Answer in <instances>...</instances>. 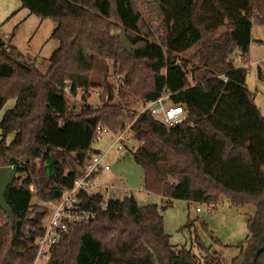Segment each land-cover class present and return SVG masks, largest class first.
Instances as JSON below:
<instances>
[{"label":"trees","instance_id":"trees-1","mask_svg":"<svg viewBox=\"0 0 264 264\" xmlns=\"http://www.w3.org/2000/svg\"><path fill=\"white\" fill-rule=\"evenodd\" d=\"M21 2L57 23L52 38L59 46L43 73L0 34V111L15 99L0 123V166L16 171L5 195L13 224L0 208V264L36 261L46 203L87 172L98 126L118 133L130 120L145 188L170 202L218 206L226 197L238 207L255 204L248 226L261 250L252 263L264 264V115L247 86L250 66L234 60L246 62L252 29L264 25V0H145L148 12H157L158 27L137 0ZM122 30L131 54L117 33ZM110 62L127 86L123 97L143 104L170 94L172 103L184 106L186 121L169 126L150 110L140 113L129 101L114 102ZM97 88L108 99L94 107L88 101ZM79 93L82 108L70 101ZM89 203L96 218L64 233L47 264H224L217 254L204 261L175 248L165 231L166 206L141 205L134 195L110 199L104 207L96 194Z\"/></svg>","mask_w":264,"mask_h":264},{"label":"rangeland","instance_id":"rangeland-1","mask_svg":"<svg viewBox=\"0 0 264 264\" xmlns=\"http://www.w3.org/2000/svg\"><path fill=\"white\" fill-rule=\"evenodd\" d=\"M137 1L145 18L155 27H158L160 19L157 12L153 9L148 12L145 0ZM56 26L57 23L53 19L41 18L31 13L28 8L22 6L21 0H0V34L5 39H9L10 43L25 56L33 59L37 68L43 73L47 72L51 64L50 58L59 46V41L52 38ZM117 33L120 35L121 32ZM189 54L186 56L188 57ZM253 57L256 59L264 57V46L255 49ZM110 65L109 81L114 85L116 94L114 102L129 101L133 110H141L142 102L134 100L129 95L123 97L127 92L124 78L122 76L124 83L120 85L116 78L118 74L115 75L113 70V63L110 62ZM262 69H264V65ZM248 84V88L255 93L256 104L264 114V79L260 76V66L257 62H252V66H250ZM93 91L88 102H98L97 92H101L102 97L105 98V89L97 88ZM81 96L82 93H79L78 96L71 97V105L82 108L85 103L81 100ZM14 105L15 99L12 98L7 101L0 111V123L5 111L13 108ZM132 123V120L128 121L127 126ZM1 132L0 127V134ZM11 139L12 135L9 136V141ZM115 140L112 134L104 135L102 141H95L94 149L104 153L108 145ZM135 144L138 145V142L130 131L123 141L124 148L121 151L114 149L107 154L105 164L110 165L111 169L102 174V182L108 184L123 180L130 190L129 195H134L139 204L166 206L163 210L165 231L171 236V243L175 248L189 249L203 260L206 258L205 256L213 260L217 254L224 264H233V261L238 258L240 259L239 264H254L252 263L254 255L259 253L261 246L259 243L253 242L248 222L257 211L256 205L247 204L238 207L233 205L228 198L223 197L216 209L209 211L207 208H203L199 212L197 211L199 203L181 199L170 202L161 195L148 191L144 185L145 170L135 161L133 156ZM37 202L38 199L34 198L33 204ZM188 223H193V225L188 227ZM204 223L206 227L203 226ZM200 241L207 247L208 251L200 247ZM49 260L50 258L38 259L36 264H47Z\"/></svg>","mask_w":264,"mask_h":264},{"label":"built area","instance_id":"built-area-1","mask_svg":"<svg viewBox=\"0 0 264 264\" xmlns=\"http://www.w3.org/2000/svg\"><path fill=\"white\" fill-rule=\"evenodd\" d=\"M239 59L238 56L234 58L235 62ZM263 65L264 62L261 63V67ZM116 78L120 85H123L122 76L117 75ZM220 79L225 82L228 81V77L225 75H221ZM71 87L72 85L69 84L66 89L69 96H72L70 93ZM93 92L91 91V94ZM96 94L99 98L98 102L88 103L94 107L102 106V94L101 92ZM105 98L108 99V96H105ZM169 98L170 94H164L156 100L146 101L139 112L150 110L156 119L169 126L183 124L187 119L184 106L172 103ZM131 125L126 126L118 133H114L109 128L101 125L97 127L96 141H102L103 136L107 134H112L116 140L108 145L106 152L99 151L91 155L87 172L75 180L72 188L65 190L60 198L46 203L49 213L43 224L44 233L37 240L38 255L33 264H36L38 259L50 258L51 248L59 243L62 235L68 232L72 226L84 224L96 218L97 213L89 203L96 194L102 195V205L104 207L108 205L110 199L129 195L130 190L123 180L117 183L104 184L102 174L111 169L110 165L105 164L107 154L114 149L121 151L124 148L123 141L131 131ZM203 208L212 211L217 208V205L214 203H201L197 207V211L201 212Z\"/></svg>","mask_w":264,"mask_h":264},{"label":"water","instance_id":"water-1","mask_svg":"<svg viewBox=\"0 0 264 264\" xmlns=\"http://www.w3.org/2000/svg\"><path fill=\"white\" fill-rule=\"evenodd\" d=\"M120 36L124 49L131 54L133 50L127 37V31L122 30ZM95 152L97 153L99 150H95ZM15 178L16 171L14 166H0V208L8 214L12 224L15 222V214L7 203L5 195L8 188L14 184Z\"/></svg>","mask_w":264,"mask_h":264},{"label":"crops","instance_id":"crops-1","mask_svg":"<svg viewBox=\"0 0 264 264\" xmlns=\"http://www.w3.org/2000/svg\"><path fill=\"white\" fill-rule=\"evenodd\" d=\"M252 37H253V42L251 45L250 54L247 57L246 62L243 59H239L238 61H236L238 66H247V65L252 66V62H255V63L257 62L259 64V66H261V63L264 62V57H262L261 59H256V57H253V51L255 49H258L261 46H264V43H260L261 41L262 42L264 41V25H260V24L255 25L252 29ZM250 62H251V64H250ZM247 86L249 87L248 78H247ZM259 109H260V107H259ZM260 111L262 112L261 109H260ZM137 146L138 145H136L135 149L137 148ZM163 198H165V197H163Z\"/></svg>","mask_w":264,"mask_h":264}]
</instances>
